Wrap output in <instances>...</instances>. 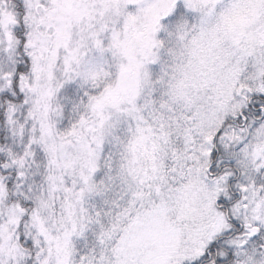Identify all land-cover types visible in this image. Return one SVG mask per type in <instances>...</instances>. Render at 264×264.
<instances>
[{
    "label": "snow or ice",
    "instance_id": "6c2138e0",
    "mask_svg": "<svg viewBox=\"0 0 264 264\" xmlns=\"http://www.w3.org/2000/svg\"><path fill=\"white\" fill-rule=\"evenodd\" d=\"M0 264H264V0H0Z\"/></svg>",
    "mask_w": 264,
    "mask_h": 264
}]
</instances>
